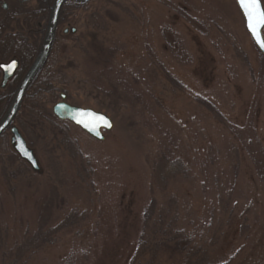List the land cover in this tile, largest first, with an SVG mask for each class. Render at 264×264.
I'll list each match as a JSON object with an SVG mask.
<instances>
[{
    "label": "rangeland",
    "instance_id": "rangeland-1",
    "mask_svg": "<svg viewBox=\"0 0 264 264\" xmlns=\"http://www.w3.org/2000/svg\"><path fill=\"white\" fill-rule=\"evenodd\" d=\"M70 11L77 35L61 38L52 88L114 128L101 142L59 124L60 97L44 90L39 113L17 124L40 170L0 140L10 264L44 240L17 264H130L150 235L152 199L182 231L163 264H264V54L236 1L92 0ZM162 157L187 173L161 183Z\"/></svg>",
    "mask_w": 264,
    "mask_h": 264
},
{
    "label": "flooded vegetation",
    "instance_id": "flooded-vegetation-1",
    "mask_svg": "<svg viewBox=\"0 0 264 264\" xmlns=\"http://www.w3.org/2000/svg\"><path fill=\"white\" fill-rule=\"evenodd\" d=\"M55 2L56 0H0V121L9 110L23 78L40 54ZM91 2L82 4L71 0L64 4L57 24L54 45L45 67L57 56L61 38L77 35L72 22L75 19V12L70 11L71 7L81 10L85 6L88 7ZM13 62L14 68L11 67ZM25 99L26 96L13 126L24 120ZM10 137L9 129L0 140Z\"/></svg>",
    "mask_w": 264,
    "mask_h": 264
},
{
    "label": "trees",
    "instance_id": "trees-1",
    "mask_svg": "<svg viewBox=\"0 0 264 264\" xmlns=\"http://www.w3.org/2000/svg\"><path fill=\"white\" fill-rule=\"evenodd\" d=\"M87 9V6L85 8ZM55 64L57 65V61L55 59L50 60L47 64V66L43 69V71L40 73V75L37 77L33 85L28 91V94L25 99V116H27V113H31L32 111L37 114L39 113V103L44 99V90H49V98L48 101L56 102L58 97L60 95L58 94V89L52 88L53 79H55V75L58 74L56 69L54 70ZM57 78V77H56ZM168 79L172 81V83L175 84V80L168 76ZM198 101L200 104L205 106L208 110L216 113L219 117H223L221 113L216 109L214 104H212L207 99H204L203 97L199 96ZM43 109L41 108V111ZM216 115V117H218ZM49 120V118H47ZM50 121V120H49ZM52 122V121H51ZM24 120L21 122L19 121L18 124H23ZM65 123V122H64ZM59 124H62L60 122ZM53 125L57 126V124ZM3 142V151L7 148V145L9 147V142L7 139H2ZM161 164L162 167L158 169L157 174H160V182L166 181V179H170L172 177H177L181 172L187 173L185 169V163L181 159H174L171 160L168 157H162L161 158ZM167 184V183H166ZM158 201L155 199H152L144 210L143 215V229L145 232L150 231V235H148L147 240H142L140 242V246L138 247L136 251V255L130 262V264H163L161 262V257L165 255V252L163 250L168 249V247H172L173 250H182L181 244L183 243V240L180 235H182V231L179 233L176 230V219H172L170 221H167V217H163V213H166L165 209L163 207L159 208L158 210ZM170 212V211H169ZM147 235V233H146ZM168 235H172L171 239H166ZM45 243H48L47 240H44L42 242H35V244L29 248L28 251L22 252L21 250L16 251V260L15 263H19L22 261L23 257L30 251L35 250L33 253H35L41 246H43ZM174 243V246L172 244ZM171 244V245H170ZM7 245V237L2 233V229L0 226V264H10V258L7 257V249L5 250V246ZM14 252L10 253L13 254ZM32 253V254H33ZM31 254V255H32ZM160 259V261H159ZM27 261V260H26ZM25 261V262H26Z\"/></svg>",
    "mask_w": 264,
    "mask_h": 264
},
{
    "label": "water",
    "instance_id": "water-1",
    "mask_svg": "<svg viewBox=\"0 0 264 264\" xmlns=\"http://www.w3.org/2000/svg\"><path fill=\"white\" fill-rule=\"evenodd\" d=\"M68 1L71 0H56L53 7V16L51 19V23L49 25L48 33L42 45L40 54L38 55L32 67L29 69V71L23 78L18 88V91L16 92L15 97L9 107V110L7 111L4 118L0 121V137H2L4 133H6L7 130L10 129L12 134L11 143L14 146V150L17 152L20 158L26 161L35 171H39L40 166L35 156L34 150H32L29 147L26 139L24 138L20 130L16 126H13V123L21 108L22 102L27 94L28 88L30 87L33 80L40 74V72L42 71V69L44 68V66L46 65L49 59L55 41L56 29H57L60 12L64 4ZM74 1L80 3H87L92 0H74ZM235 1L244 17L245 26L248 33L250 34L257 48L264 54V47H261L260 44L257 43L256 39L253 38L252 33L247 28V20L244 15V11L240 7L238 0ZM261 7H263L262 3H261ZM73 32H76V30H73ZM8 77L9 76H6V78ZM66 99H67L66 95L64 94L61 95V101L57 102L52 108L53 115L60 121H66L72 123L76 127H79L83 132L88 134L90 137L96 139L97 141H101V142L105 141L106 137L104 133L110 132L114 128V123L112 118L103 112H98L90 108H82L79 106L71 105L68 102H66ZM90 114H95V116L97 117L105 118L110 123L111 126L106 127L102 122L97 121L95 125V130H89V128H86L82 124L77 123V119H83L86 122L91 121L92 116Z\"/></svg>",
    "mask_w": 264,
    "mask_h": 264
},
{
    "label": "snow or ice",
    "instance_id": "snow-or-ice-1",
    "mask_svg": "<svg viewBox=\"0 0 264 264\" xmlns=\"http://www.w3.org/2000/svg\"><path fill=\"white\" fill-rule=\"evenodd\" d=\"M240 7L244 11L247 20V28L252 33L253 38L261 47H264V7H261L260 0H238ZM15 67V63L11 65ZM92 120L89 122L83 119H77V123L82 124L89 130H95L96 122H102L104 126L110 127V123L103 117H97L95 114H90Z\"/></svg>",
    "mask_w": 264,
    "mask_h": 264
}]
</instances>
